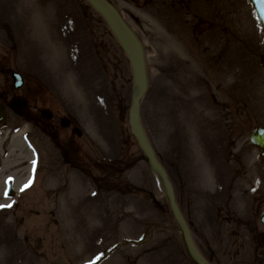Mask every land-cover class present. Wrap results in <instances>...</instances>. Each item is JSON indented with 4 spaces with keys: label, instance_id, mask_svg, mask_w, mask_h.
I'll use <instances>...</instances> for the list:
<instances>
[{
    "label": "rangeland",
    "instance_id": "1",
    "mask_svg": "<svg viewBox=\"0 0 264 264\" xmlns=\"http://www.w3.org/2000/svg\"><path fill=\"white\" fill-rule=\"evenodd\" d=\"M108 1L144 47L148 88L140 117L146 137L182 208L189 214L192 206L195 223L204 225L205 205L216 207L221 197L233 198L221 178L236 188L239 159L257 157L248 134L264 124L263 40L252 7L248 0H212L208 7L216 21L213 34L224 32L229 43L230 113L221 116L223 93L196 89L183 96L182 87L175 91L172 84L161 83V20L173 34L186 11L200 13L204 1L187 0L186 7L184 0L172 5L165 0L164 11L176 16L164 17L162 0ZM0 14V70L5 68L0 81L5 79L11 90L8 67L38 79L53 106L81 130L80 138H72L87 161L101 168L70 169V152L63 158L65 149L58 151L29 114L10 112L0 128V264L14 259L15 264H53L52 256L59 264L65 258L79 264L102 258L118 244L99 264H190L183 251L182 260L166 255L175 245L166 232H154L141 249L122 244L138 240L147 222L155 229L162 223L176 225L159 179L130 133L131 70L104 21L84 0H0ZM197 77L183 84L199 87ZM5 86L0 84V90ZM237 97L241 103L232 101ZM7 181L15 191L11 199L5 194ZM156 239L163 241L153 243ZM218 240L210 237L206 243L215 246ZM248 247L245 259L223 264H264Z\"/></svg>",
    "mask_w": 264,
    "mask_h": 264
},
{
    "label": "flooded vegetation",
    "instance_id": "2",
    "mask_svg": "<svg viewBox=\"0 0 264 264\" xmlns=\"http://www.w3.org/2000/svg\"><path fill=\"white\" fill-rule=\"evenodd\" d=\"M178 1L179 3L181 2V0ZM202 1H204V10L198 14H191L187 10L185 17H181L182 19L176 23L174 30H172L173 34L168 29L167 23L161 20V49L163 50L161 55V80L163 82L161 83H165L167 88L172 84L175 91L178 90L177 86L182 87L183 96L196 89L207 93L208 91L223 93L225 99L222 98L224 104L220 111L221 116H226L230 113L229 101L231 94L227 91L230 64L228 58V36L225 34L224 37V32H221L220 36L219 31L216 35L213 34L216 21H213L210 15L212 13L209 12L208 8L212 4V0ZM174 2V0H170L171 5ZM184 2L186 7H188L189 2L187 0H184ZM163 5H166L165 0H162L161 4L163 17L169 12L176 16L173 11H168L167 9H165V13ZM212 12L214 13V10ZM0 18L2 20L1 14ZM214 39H216L218 45L221 39L220 46L214 42ZM96 44L102 49L101 42ZM0 66L2 67L1 63ZM8 69H6V72ZM0 72L5 73V68L1 69ZM196 75L198 77L201 76L200 79L197 77L199 87L191 84H196L195 82H185L183 84L187 78L196 77ZM22 76L23 85L17 91L12 89L11 91L9 86L6 87L5 79L0 81L1 86H5V88L0 90V96L1 94L6 95L3 99H0L5 112L7 114L12 112L22 116L29 114L32 121H34V126L57 143L59 146L57 148L58 151L65 149L61 152L63 158L64 156H69L67 153L70 152L71 160L68 165L71 167L77 165L78 168L83 169L85 164L91 165L90 161H86L85 153L80 149L77 140L72 138L71 130L76 125L71 120H68V127L62 128V120L66 116L64 113H59L58 108L53 106V97L41 86L38 79L35 77L27 78L23 73ZM206 78L210 80L205 82ZM225 78L227 79L226 83ZM14 98L24 101L26 107L23 110L16 108L13 105ZM235 100L240 102L238 97L232 99V101ZM243 107H245V104H243ZM254 118H256V114H254ZM57 128L61 130L58 131L59 129ZM55 135L62 140L55 138ZM255 158L252 162L248 160L249 158H246L248 162L240 158L239 163H237L239 164L237 169V171L239 170L237 179V189L240 195L239 208L237 209L236 205V208L231 205V199L228 196L226 198L224 196L225 199L223 198V201H219L216 207H213L211 203V214L208 216L207 228H203L201 224L197 226L194 220L196 216L195 210L191 206L190 212L187 214L175 193L177 205L188 223L192 238L210 264H223L227 261L243 260L250 250L248 246L252 247L253 251L256 250L253 253L254 259L264 262V252L262 250L264 249V227L260 221V214L264 209V174L262 173L264 158L258 152ZM92 164L96 166V163ZM232 184L230 186L226 185L227 190L230 192L234 188ZM242 197L244 203H242ZM246 204H248L250 212L248 219H244L246 217ZM257 221L260 228L255 225ZM254 225L255 228L253 227ZM256 229L258 232H253ZM251 232H253V235L249 236V234H252ZM210 237L215 241L218 238V243L220 244L210 246L206 243ZM249 239L250 242H248ZM200 243H204L205 250L202 249L203 246ZM50 261L53 264H59L58 258L54 256L51 257ZM15 262L16 260L14 259L12 264H15ZM63 264H76V262L65 258Z\"/></svg>",
    "mask_w": 264,
    "mask_h": 264
},
{
    "label": "water",
    "instance_id": "3",
    "mask_svg": "<svg viewBox=\"0 0 264 264\" xmlns=\"http://www.w3.org/2000/svg\"><path fill=\"white\" fill-rule=\"evenodd\" d=\"M86 1L91 5V7L96 12H98L101 15L103 20L106 22L111 33L116 38L120 48L126 55L128 63L130 65L133 85L135 89L128 113L130 131L134 136L138 146L144 153L146 161L150 166L151 170L159 176L160 180L163 183L171 213L173 215V218L180 227L182 241L184 243V246L186 248L189 257L196 264H207L199 255L191 240L188 229L175 204L171 184L167 179L165 171L156 160L153 150L151 149L143 132V128L139 116V104L147 90V76H146L145 60H144L141 43L139 42L135 34L131 31V29L123 21L119 12L107 0H86ZM249 1L254 8V11L261 26L264 37V0H249ZM263 67H264V51H263ZM12 79H13L14 88L18 89L22 84L21 75L16 72H12ZM17 102L18 101H15V103ZM20 108H24V106H20ZM3 119H4V115L2 111V106L0 105V123L3 121ZM250 140L254 145H256L259 148L261 154L264 155V129L258 128L252 131L250 135Z\"/></svg>",
    "mask_w": 264,
    "mask_h": 264
},
{
    "label": "snow or ice",
    "instance_id": "4",
    "mask_svg": "<svg viewBox=\"0 0 264 264\" xmlns=\"http://www.w3.org/2000/svg\"><path fill=\"white\" fill-rule=\"evenodd\" d=\"M10 206V205H9ZM0 207H4V206H0Z\"/></svg>",
    "mask_w": 264,
    "mask_h": 264
}]
</instances>
